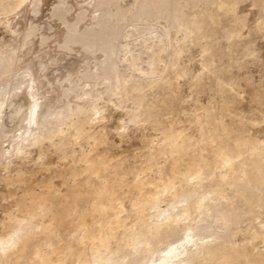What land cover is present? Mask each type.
<instances>
[{"label": "bare ground", "instance_id": "obj_1", "mask_svg": "<svg viewBox=\"0 0 264 264\" xmlns=\"http://www.w3.org/2000/svg\"><path fill=\"white\" fill-rule=\"evenodd\" d=\"M27 1H30L29 3L34 6L39 3V0H0V25L6 23V19L3 20L1 16L13 10L16 11ZM186 1L189 0H142L139 8L135 10L136 12L132 14L131 18L136 21L142 14H163L166 18L171 19V24L175 27L183 28L184 31L192 34L196 30L202 29L205 18L211 19L212 15L202 12L184 22L182 20V9ZM191 1L193 3L191 5L197 4L196 6H199L200 3L203 4L202 2L206 4L205 1H209L210 4L212 2L213 5L215 3V0ZM218 1L216 0V2ZM230 4L226 8L220 6L217 10L224 12L225 15L230 13V16H236L235 3L232 5V2H230ZM191 5L189 4V6ZM57 10L66 12L62 7H58ZM107 13L106 11L104 23L100 21V25L97 23L98 26L95 25L96 27H91L82 34L76 31L75 24L70 25L65 21L68 27L69 41L75 40L81 43L84 48L105 46L104 52L107 58L101 64V69L109 83L106 88L109 89L108 92L112 90L113 93L118 95L133 91L137 92L132 97L134 104H136L135 111L132 115L129 114L134 126H138L140 124L138 119L141 116L145 115V121H147L155 115L154 106L148 101L147 94L144 91L148 88L154 89L155 83L158 81L139 79V75L148 77L152 74L149 72L148 74L144 73L139 69L140 59L138 56L141 55L138 54L140 52L136 54L130 48L127 50L128 47L126 49V46L119 48L115 45V42L122 37V30L125 25L122 7H116L114 11ZM82 15L80 14L79 17H83ZM113 19L115 22L112 21ZM2 48V51H0V77L10 73L11 70L13 71L11 67L19 60L16 56L18 49H15L14 52L11 49H6V47H4L5 50ZM182 49L174 51L178 54L182 52ZM148 50L152 54L155 52L153 48ZM18 57L20 58L19 54ZM123 61L128 63V68H125L138 76L135 74L136 77L129 78L128 75L126 77L123 73L121 74L118 64ZM208 62L203 63V73L199 79H203L206 74L212 76L214 74L216 82H225V79L221 76L224 74L221 71L222 69L213 70ZM241 67L243 66L241 65ZM22 77L21 79L18 78L19 81L14 82L15 85L11 86L9 90L6 84L7 88L3 87L4 89L0 90V111L12 91L19 89L24 83L23 78H26V75ZM192 78L195 79L196 77ZM228 83L230 85V82ZM121 102L120 99L119 103ZM22 109L23 111L21 109L19 111L21 113L19 121L22 124L19 131L21 132L12 137V148L10 144L12 152H8L10 156L4 157L3 160L0 157V181L5 182L6 186L23 184L26 183L29 175L38 171H47L52 176L44 182L43 187H45V190L43 192L37 193L34 190L35 188L27 187L22 198L19 196L20 199L3 206L7 215L0 233V264H12V258L18 259L25 251L28 253L27 250L30 247H33V250L34 247L38 249L39 260L37 259L32 263L28 261L29 264H66L67 260L72 259V255H74L77 248L74 249L70 241L64 240L59 231L62 230L61 225L64 221L71 220L69 226L72 225L71 223H75L72 218L75 216L72 212L77 215V218L78 216L81 217V214L78 215L77 212L80 209L78 207H81L80 203H83L84 200H86L85 203H89H86V205H90V209L85 215L82 210L81 221L78 218L80 224L77 225H81L83 229L85 228L80 238L81 246H79L81 249H77L80 251L77 252L78 256H75L78 259V264H216L214 261L221 254L223 255L220 257L225 254V258L220 260L218 264H248L247 246H243L241 250L233 248V237L242 216L252 214L255 206L262 207L264 205V139H258L247 134V132H250L248 124L257 125L255 119L246 117L238 109L224 106L223 109L229 112V116L237 127L229 130L220 121L221 131L226 132V135L222 136L218 133V126L212 122L216 119L214 108H206L203 115H198L196 118V127L202 132L199 141H194L190 136L182 133H170L165 136L164 140H173L172 144L174 145L172 148L174 149L169 154L172 153V159L175 163L167 177L163 178L162 176L160 178L162 183L159 184L155 180L142 178L139 174L135 175L131 182L126 181V175L124 177L119 173L117 163L112 164L107 157L97 153V147L105 136L109 121V117L106 115V107L64 106L53 109L54 111L50 109V112L43 111L41 114L38 112L37 114L40 116L37 119L39 120L35 122L36 126H33L29 132L26 130L27 123L31 124L36 111L34 108H31L32 110L28 107L24 109V106ZM113 109L117 108L114 107ZM241 117L243 120L237 121ZM262 120L264 122V118ZM4 122L0 124L1 129L5 126ZM8 131L10 132V129ZM118 132L121 131L118 130ZM123 133L121 132L120 136H123ZM6 134L8 132L4 133L5 137ZM86 146H90L91 149L88 151ZM208 149H211L215 155L213 157L215 165L212 171L210 169L209 174H204L205 172H202L210 166L208 156L204 154ZM95 153L97 154L95 155ZM53 154L58 155V160L61 159L64 163L63 166L52 167ZM72 154H79L74 160L83 164L80 169L72 167ZM185 157H189V159L186 164H181ZM154 166L149 165V167ZM54 176L63 180L64 185L67 187L65 192L56 189ZM83 176L85 178L81 180ZM184 182H186V185H183ZM130 185L134 188H131L133 191H137L146 198L144 200L148 204L157 205L167 201L166 209L152 213V216L148 218H146V215L144 218H141V216L134 219L137 213L146 210L147 205L141 206L137 210L134 209L135 211L127 212L118 190L127 189V186L130 187ZM147 186H153V188ZM225 187H229L230 194H225L228 189ZM131 189L127 190L132 193ZM1 195L4 199L2 202H6L8 197L14 196V192L8 191V197H5L4 193H1ZM239 201H242L243 206L246 207L245 210L238 206ZM136 204L139 206L140 202ZM152 204L151 207L154 206ZM132 206L131 209L136 207L135 202ZM150 211L152 210L150 209ZM15 216L19 218L20 225L14 229L10 221ZM132 217V223L128 224ZM39 234L44 241L57 239L58 242L52 245L49 250H45L37 238ZM255 235V232H253L254 237ZM35 239H38V242ZM77 239L79 242L78 236ZM48 240L47 242H49ZM52 243L53 241L49 244ZM160 244L164 246L160 248ZM255 245L257 244L255 243ZM249 246L252 247V245ZM125 247L128 248L126 254L123 252ZM30 249L29 252L32 251ZM72 249H74L73 252ZM259 253H261L260 256L257 259L252 257L254 260H250L249 264H264V251Z\"/></svg>", "mask_w": 264, "mask_h": 264}, {"label": "rangeland", "instance_id": "obj_2", "mask_svg": "<svg viewBox=\"0 0 264 264\" xmlns=\"http://www.w3.org/2000/svg\"><path fill=\"white\" fill-rule=\"evenodd\" d=\"M141 1L142 0H39V3L35 6L30 4V1H27L26 4L24 3L16 11L13 10L1 16L3 20L6 19L5 25H7L5 26L3 23L0 25V51H2V47L11 49L14 52L15 49H18L16 56L19 60L11 67L13 71L11 70L8 74L6 73V75H4L5 77H0V90H3V87H8L7 89L9 90L11 86L19 81L18 78L21 79L23 74L26 75V78L24 77L25 75L23 76L24 78L22 77L24 83H22L19 89L12 91L0 111V124L5 121V126L2 129L0 128V154H7L6 156L0 155L2 160L5 159L4 157H9V153L12 152L10 149L12 148L11 142L13 141V135L21 132L19 131L22 127L19 121V115L21 116L19 111L20 109L23 111V106L24 109L27 107L28 109L34 108L36 111L32 117L31 124L27 123L26 130L28 132L33 126H36L35 122L39 120L37 118L40 116L37 114L38 112L39 114L43 111L50 112L51 110L54 111L64 106H85L88 108H93L94 106H99L100 108L106 107V115L109 117V121L107 123V129L105 130V136L97 147V153L107 157L108 161L112 164L117 163L119 173L124 177L126 175L125 180L129 182L135 178V175L137 176V174H139L142 178H149L161 184L162 180L160 178L162 176L166 178L170 173L171 167L175 163L172 159V153L169 154L170 151L174 149L172 148L174 145L172 144L173 140H164L165 136L170 133H182L190 136L194 141H199L202 132L196 127V118L198 115H203L206 108H214L216 119L212 120V122H214V125L218 126V133L222 136H225L226 132L221 131V122L226 125L229 130H233L237 127L229 116V112L223 109L224 106H230V108L238 109L239 112L246 115V117L257 121V125L255 126L250 124L247 125L250 130V132H247L248 135L255 136L258 139H264V122L262 120L264 118V1L219 0L221 2L219 4V1L217 0L218 2H216L215 0L214 2L219 5H216L214 2L213 5L212 2L210 4L209 1H205L206 4L202 2L203 4L200 3L198 4L199 6H196L197 4L191 5V0L188 2L186 1L187 4L190 2L189 4L191 6L186 3L183 4L182 20L184 22L188 18H192L202 12L212 15L211 19L205 18L202 29L196 30V32L192 34L184 31L183 28L175 27V25L171 24V19L166 18L163 14H142V16H139V20H132L131 16L136 12L135 10L139 8ZM230 2H232V5L235 3L236 16H230V13H226L225 15L224 12L217 10L220 6H224L225 8L228 7ZM225 3H228V5ZM119 6L123 9L125 25L122 30V37L115 42V45L119 48L121 46H126V49L128 47L127 50L130 48V50L136 54L140 52L138 55L141 56L137 55L140 59L139 69L144 73L148 74L149 72L152 74L148 77L139 75V79H143L144 81L148 79L153 82H156V80L158 81L155 83L154 89L151 90L148 88L144 91V93L147 94L148 101L154 106L155 115L147 121H145V115L141 116V118L138 119L140 121L138 126H134V123L130 120V116L136 108V104H134V99L132 97L137 92L133 91L118 95L113 93L112 90L108 92L109 89L106 88L109 83L105 79V74L101 69V64L105 62L107 58L104 52L105 46L84 48L81 43L75 40L70 42L68 37L69 32L67 23L70 25L75 24L76 31L82 34L91 27H96L95 25H97V23H99L98 25H100L101 22L104 23L106 11L108 13L112 12ZM58 7H62L66 12H59L57 10ZM80 14H83L82 16L84 18H80ZM103 19L104 21H102ZM115 20L113 19L112 21L115 22ZM65 21L67 23H65ZM30 33L31 35H29ZM190 38L191 40L193 39V41H191ZM211 45L213 46L209 51ZM149 48L155 50L154 54L148 50ZM181 49L182 52L178 54L175 52ZM204 50H207L206 53ZM120 56L119 53V57ZM207 61L210 62H208V64L213 70H217V68H220L218 70L222 69L221 71L224 74L221 76L225 79V82H216L214 74L213 76L211 74H206L203 79H199L203 73V63H207ZM241 65L243 67H241ZM127 66L128 63H126V61L118 64L121 74L123 73L126 77L128 75L129 78L136 77V73L127 69ZM192 77L196 78L194 79ZM228 82H230L231 86ZM5 84L8 86L6 87ZM120 99L122 100L121 103H119ZM156 106L158 107L156 108ZM114 107L117 109H113ZM107 108H109L110 111ZM221 108L223 109L222 111L220 110ZM241 118H238L237 121L243 120V118ZM9 129L10 132L8 131ZM118 130L124 132L123 136H120L121 132H118ZM3 132H8L6 137ZM10 133L12 136L9 135ZM4 139L5 142L7 141L6 143ZM1 143L2 145L4 143V145L2 146ZM86 149L89 151L91 147L86 146ZM205 152L204 154L208 156L210 161V166L206 167V170L202 173L205 172L204 174H209L215 165L213 162V157L215 155L211 149ZM97 153H95V155ZM76 156H79V154H72V167L80 169L83 164L75 162L74 159ZM58 158L57 154L52 155L53 168L63 166V161L61 159L58 160ZM188 159L189 157H185V160L181 161V164H186ZM149 165L155 166L149 167ZM143 170L144 175L142 176ZM51 176L52 175L47 171H38L29 175L26 183L23 184L6 186L5 182L0 181V233L7 215L3 206H7L14 200L22 198L27 187L35 188L34 190L37 193L43 192L45 190V187H43L44 182ZM84 178L85 176L81 177V180ZM53 180L57 190L62 192L66 191L67 187L64 185L61 178L55 177ZM204 183H206V181H204ZM184 184L186 185V182H184L183 185ZM127 187V189L133 188L131 185ZM147 187L153 188V186ZM225 188H228V192L226 191L227 193L225 192V194H230L231 191L229 187ZM127 189H120L121 191L118 190V192L128 213L137 210V208L141 206L147 205L146 210L144 209L145 212L143 211L144 214L143 212H139L137 213L138 217L135 215L134 219H138L141 216V218H144L146 215V218H148L152 216V213L154 214L157 211L166 209L167 201L157 205L152 203L148 204L147 201L144 200L146 198H144L143 195L141 196L137 191H133L134 188L131 189L132 193ZM10 190L14 192V198L8 197V191ZM1 193H4L5 197L9 198L6 199V202H2L4 199ZM85 201L86 200L80 203L81 207H78V209H80L77 214H81V217L83 213L84 215L85 213L87 214L90 209V205H86V203H89H85ZM134 202L136 207L131 209V206H134ZM139 202L140 204L138 206L136 203ZM151 204L154 206L151 207ZM238 206L243 210L246 209L242 201L238 202ZM150 209L152 211H150ZM263 209L264 205H262V207L255 206L252 214H244L237 224V230L233 237V248L235 247L237 250H241L243 246H247L248 255L250 257V259L248 257L247 260L248 264L250 260H254L253 258L257 259L260 256L261 253L259 252L264 251ZM72 213L73 216H75L72 217L75 223H71L72 225L69 226L71 220L64 221L62 223L63 225H61L62 230L59 232H61V237H64V240L67 242L70 241L73 244L72 247L74 249H81L80 238L85 228L83 229L81 225H77L78 223L80 224L81 217L78 216L79 221L76 217L77 215H74V212ZM124 214L126 215L127 213L125 212ZM17 218L18 217L15 216L11 219L12 221H10L14 229L20 225L19 218ZM132 220L133 217L128 221V224H131ZM64 226L67 227L65 228ZM253 232L256 234L255 237L253 236ZM77 236L80 240L79 242ZM37 238L45 250H49L52 245L58 242L57 239H47L49 241L47 242L45 238L46 241H44L40 234ZM253 238H256V241ZM38 239L35 240L38 242ZM51 241H53V243L49 244ZM76 241L79 244L75 243ZM255 243L257 245H255ZM249 245H252V247ZM159 246L161 248L164 245L161 246L160 244ZM29 249L27 250L28 253L25 251L20 255V257L22 256V260L20 257L18 259L12 258L13 260H11V263L29 264L28 261H30V263L37 261L39 258V254L37 253L38 249L34 247L33 250L32 247L30 249L32 253L29 252ZM74 249H72V252ZM77 249H75L72 259L67 260L68 262L66 261V264H78V259L75 256H78L77 254L80 250ZM127 250L128 248L125 247L123 252L125 253ZM89 253L91 254V252ZM254 254L259 255L255 256ZM220 256L214 263L218 264L220 260H224L225 254L222 257ZM26 257L30 260H27Z\"/></svg>", "mask_w": 264, "mask_h": 264}]
</instances>
